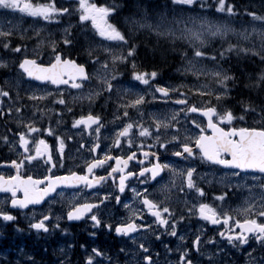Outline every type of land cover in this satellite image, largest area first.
<instances>
[{
    "label": "snow or ice",
    "instance_id": "snow-or-ice-1",
    "mask_svg": "<svg viewBox=\"0 0 264 264\" xmlns=\"http://www.w3.org/2000/svg\"><path fill=\"white\" fill-rule=\"evenodd\" d=\"M131 6L137 11L125 18V22L132 26L126 32L113 22V17L123 11L121 6L99 0H74L71 10L77 13L79 23L88 28L93 38L85 49L90 65L59 51L57 40L46 41L42 36V26L33 29L36 44L33 55L29 56L26 44L13 45V37L18 36L22 41L27 30L19 31L17 25L10 21L0 25V49L20 55L18 69L29 78L30 84L38 82L27 97L36 102L32 105L33 117L39 113L42 119L45 114L53 112L57 117L61 116L60 110L39 107V102L49 98H52L53 105H61L67 112H72L73 108L65 99L66 89L76 90V94L71 96L73 103L87 100L90 106L105 93L108 94L106 99H111L114 91L117 95L111 122L114 130L110 136H105V139H111V143L104 148H101V135L106 123L101 114H94L89 107L87 114L73 118L72 128L78 130L81 140L85 136L90 138L87 151L91 158L84 161L79 171L69 169L61 175L54 172V169L64 168L66 139L71 140L72 136L56 134L51 124L38 127L32 118L27 122L18 120V128L24 130L14 135L23 151L18 159L7 162L15 169L14 174L0 173V193L5 194L0 205L22 211L43 203L51 205L59 198L67 207V220L90 219L93 227L114 231L117 236L128 237L133 244L137 243L141 232L152 233L156 240L166 235L183 242L186 236L180 231L181 222L197 217L206 224L219 227L214 228V235L206 239L207 234L197 229L189 243H181L175 250L165 244L167 252L175 251L177 254L176 264H221L218 258L230 249L242 250L247 264H264V99L259 104L252 100L242 101L239 114L221 105L229 96L230 84L236 82L235 75L223 68L224 62L233 55L243 54L258 58L264 65V13L248 9L241 13L228 0H215L213 4L208 0H135ZM212 8H215V13L211 12ZM0 9L6 10L5 16L18 13L21 17L48 24L58 23L70 12V7L57 6V0H0ZM217 13L226 14L228 18L247 15L251 18V26L237 29L227 19L220 22L210 18ZM132 28L155 36L158 42L166 41L170 51L180 58L177 71L184 76L191 75L195 83L191 86L183 83L161 85L155 83L157 71L138 70L135 59L138 45L130 42ZM217 39L218 47L213 46ZM59 43L65 47L72 46L69 29H64ZM45 44L51 49L47 62L41 59L40 51ZM98 52L104 54V59ZM120 65L131 69L130 79H121L124 73L119 70ZM0 67L7 68V62L0 60ZM250 79L251 83L245 87L258 94L264 93V68ZM48 85L56 86V91H47ZM195 97L200 98L199 102ZM4 98L10 104L6 109ZM156 101L177 107L165 112L145 113V106ZM22 107L16 106L10 91L0 87V117L13 111L19 114ZM130 110L135 113V118L130 116ZM249 116L251 124H248ZM61 122L58 118L56 125ZM44 134L53 137L51 145ZM0 139L8 142L7 136ZM148 140L152 143H147ZM85 147L81 142L78 151ZM170 149L169 157L166 154ZM117 150L120 154H113ZM173 158H179L185 166ZM132 161H136L133 167L138 170L130 168ZM34 162H42L46 173L34 177L22 171L35 166ZM204 165L214 168L219 177L214 175L210 181L208 173L198 171V167ZM101 169L105 174L97 175V170ZM162 173L169 177L163 184ZM177 179L180 180L179 191L185 197H191L185 199L184 210L179 215L166 202L168 197L156 199L149 191L155 182L160 185L161 192H166L177 187ZM132 180L146 187L131 186ZM109 181L115 191H104L101 195L103 186ZM213 181L222 185L223 190L209 203L201 185ZM64 189L75 190L66 201ZM85 189L93 190L94 200L83 195ZM245 191L247 195H244ZM128 192H131L130 200H127ZM236 192L241 194L240 204L235 208H225L224 203L231 199L230 193ZM121 194L127 202L122 200ZM113 198L117 204L123 203L128 215L116 223H102L98 215L100 207ZM146 215L152 218L151 223L146 221ZM61 218L55 217L57 221ZM0 220L14 222L16 216L6 207H0ZM29 220V228L37 234L49 233L50 226L60 227L59 223H51V207L46 213L41 212L39 218L33 211ZM138 249L140 259L137 264H156L145 242H140ZM120 251L124 252V249ZM255 252L261 255H254ZM104 256L100 249L94 247L85 257V264H105L104 259H97ZM107 260L111 264V258ZM29 261L35 264L31 257ZM0 264L5 262L0 261Z\"/></svg>",
    "mask_w": 264,
    "mask_h": 264
},
{
    "label": "flooded vegetation",
    "instance_id": "flooded-vegetation-1",
    "mask_svg": "<svg viewBox=\"0 0 264 264\" xmlns=\"http://www.w3.org/2000/svg\"><path fill=\"white\" fill-rule=\"evenodd\" d=\"M3 9H0L2 12ZM8 18V16H5ZM26 35H24L25 37ZM16 43H23L27 45L29 56L33 55L34 44L31 39L20 40L18 36L13 37V45ZM43 55L41 59L44 61L47 59L49 54L48 49L44 47L40 50ZM82 53L85 54V61L91 64V61L87 58L86 51ZM22 58L18 54H13L11 52H5L0 49V60L7 62L8 67H0V87H3L5 90L10 91V94L14 101H16V106L22 107L21 113L17 114L13 111L11 114H6L4 117H0V137L7 136L8 142L6 143L3 139H0V173L4 175H11L15 173V169L11 168L10 164L7 162L12 159H18V155L23 150L18 146V137L14 134L17 131L24 130L22 127L18 128L17 121L24 120L27 122L29 118H32L36 121L38 127H48L50 124L53 128L56 129V134L63 137L72 136L71 140L66 139V148L64 155V168L63 169H54V172L57 175L64 174L69 169L79 171L83 167L84 161L90 159V155L87 151L88 146H90V138L85 136L81 140L80 135H78V130L72 128V121L75 116H79L82 113H67L63 106L53 105L51 99L49 98L46 101L39 102V107L41 108H55L61 111V116L57 117L55 112L45 114L41 119L40 114L37 113L35 117L32 116L33 107L32 105L36 102L28 100V94L32 91V88L36 84L32 82L31 84L25 80V76L22 75L21 71L17 67L19 59ZM47 62V61H45ZM126 66L120 65V70ZM92 70V69H91ZM20 76V78H18ZM51 86H47V90H50ZM53 90V89H51ZM67 90V89H66ZM65 90V91H66ZM56 90H53L55 92ZM75 91V90H73ZM18 94V95H17ZM65 99H66V94ZM116 98V97H115ZM115 98L109 100L108 102L101 101L98 98L95 101V110L93 113H99L103 117L106 128L102 129L101 135V148H104L105 145L111 143V139H105V136H110L111 131L114 130L113 113L116 111L115 107ZM5 99L4 108L10 106L9 101ZM105 105H100V104ZM87 114V113H83ZM49 115H51V120H49ZM135 118V115H130ZM61 119V124L56 125V120ZM116 123H119L117 121ZM11 129V131H9ZM44 138L47 139L49 144L53 143V137L47 136L44 134ZM85 143L86 147L84 149H79L80 143ZM147 143H152L151 140H148ZM125 149L127 145L124 146ZM136 151L135 148L132 149ZM154 150V149H153ZM99 151V149H98ZM171 149L166 154L171 156ZM113 154H120L117 150ZM175 159L181 166H185V162L180 161L179 158ZM114 163V162H110ZM147 163V161L145 162ZM198 163V162H197ZM136 164V161L130 162V168L133 171L138 170L137 167H133ZM35 166H29L23 169L22 171L27 174H31L34 177L43 175L46 173V169L43 167V163L36 164ZM79 166V167H77ZM198 171L200 173H208V179L213 180V176L219 177V173L216 172L214 168H209L208 166H199ZM97 175H104V171L97 170ZM164 176L165 183L168 181L169 177L166 173H162ZM180 180H176L177 187H172L166 192L160 191V185H157L155 182L152 183V186L149 188V191L153 193V197L156 199L165 200L171 205L172 208L176 210V213L179 215L184 210V201L185 199H191V197H185L184 193L179 191ZM131 186L135 187H146V185H139L137 181L132 180ZM205 188L207 202L212 203L213 197L219 195L220 191L223 190L222 185L213 181L212 183H203L201 185ZM100 187V186H98ZM66 201L72 196L74 189H64ZM92 191L90 189H85L83 195L91 197ZM104 191H115L111 186V181L103 186L101 195ZM10 195V194H9ZM122 195V200H125L124 194ZM244 195H247L245 191ZM231 199L226 200L224 207L235 208L241 202V194L239 192L230 193ZM131 192L127 193V200H130ZM5 199V194L0 193V200ZM125 200V202H127ZM219 203V202H217ZM138 206V205H136ZM0 207H6V210L12 211V214L16 216L14 222H4L0 220V261L5 262V264H31L29 257L35 261V264H60L61 261L64 264H85V257L91 253L92 248L100 249L105 256L97 259H104L105 264H108L107 258H111V264H137V261L140 259V251L138 249V244L140 242H145L153 254V259L156 260V264H176L177 254L175 251L167 252L164 245L167 244L168 247L175 248L177 245L184 243H189V240L192 238V233L196 232L197 229H202L207 236L211 237L214 235V228L219 226H213L206 224V222L199 220L197 217H192L191 219H186L181 222L180 231L183 232L186 236L185 241L181 242L176 237L162 236L161 240H156L155 236L152 233L141 232L137 236V243L133 242L128 237L117 236L114 231H109L104 227H93V222L90 219L82 218L80 220L69 221L66 219L67 207L65 202L57 198V201L51 205L48 203H43V205H37L35 207L29 206L28 209L22 211L10 209V207L0 205ZM51 207V213L53 216L52 224L59 223V228H51L49 233H39L35 230L29 228V215L34 211L37 218L41 212H47L48 208ZM98 215L100 216L102 223H116L120 221L123 217L128 215V211L123 207V203L117 204L115 199H111L106 202V205H101ZM56 216L62 217L59 221L55 219ZM147 222L151 223L152 218L145 216ZM156 226L153 225V228ZM21 229V231H17ZM83 245V247H81ZM124 249V252H121V249ZM251 250V249H249ZM158 254V256H157ZM254 255H261L259 252H255ZM221 261V264H247V257L245 256L242 250L230 249L226 251V254L218 258ZM142 264V262H141Z\"/></svg>",
    "mask_w": 264,
    "mask_h": 264
},
{
    "label": "trees",
    "instance_id": "trees-1",
    "mask_svg": "<svg viewBox=\"0 0 264 264\" xmlns=\"http://www.w3.org/2000/svg\"><path fill=\"white\" fill-rule=\"evenodd\" d=\"M99 2L108 4L115 3L121 6L123 11L119 15L113 17V22L117 23L124 31H129L132 26L129 24H126L127 26H125L122 18L129 17L132 13L137 11L135 7L131 6L135 0H99ZM208 2L213 4L215 3V0H208ZM228 2L233 3L241 13L244 9L256 11L257 13H264V0H228ZM72 5H74V0H57V6L70 7L71 9ZM214 10V8L211 9V11ZM75 17V12H73L71 16L64 15L58 23L53 22L50 24L48 28L54 30L50 40L55 39L58 41L59 51L73 59H77L78 62L84 63L85 54L82 52L85 51V49L88 48L89 43H91L92 34L88 28L81 26ZM228 19L233 25H239L247 23L251 18L247 15L240 14ZM70 23L72 24L70 25ZM61 26L68 27L72 34L73 44L71 47H65L62 43H59L61 40ZM44 33L45 32L43 31L42 35H44ZM130 42H134L138 45L137 54L135 56L138 70L147 72L155 70L158 72V77L160 79H170L177 84L183 83L191 86L195 83V79L191 75L184 76L177 71V68L180 67L181 64L180 58L178 55L170 51V45L166 41L160 40L158 42L155 36L143 31L137 32L132 28ZM218 45L219 40L217 39L213 46L218 47ZM48 50L51 52L50 48H48ZM223 68L234 74L236 77L235 84H230L231 91L229 96L221 102L223 107H229L236 114H239L242 101L252 100L259 104L261 100L264 99V93L258 94L254 90L245 87L246 84L251 83L250 78L254 77L261 68H264V65L259 62L258 58L246 57L243 54L240 56L233 55L228 62L223 63ZM213 103H216V101L213 100ZM76 107V105L72 107L73 112ZM251 123L252 118L249 116L248 124ZM237 126L242 125L238 124Z\"/></svg>",
    "mask_w": 264,
    "mask_h": 264
},
{
    "label": "rangeland",
    "instance_id": "rangeland-1",
    "mask_svg": "<svg viewBox=\"0 0 264 264\" xmlns=\"http://www.w3.org/2000/svg\"><path fill=\"white\" fill-rule=\"evenodd\" d=\"M70 1V0H69ZM215 9V8H214ZM6 10H2V12H0V17H1V20H0V25H3V24H6L7 22H11L12 24H15V25H17V28H18V30L19 31H23V30H27L25 33H27L28 31H31L32 33H33V29L34 28H36V27H43V29L44 30H46L47 29V32L45 33V36L47 37V38H51V36H52V34H53V32H54V30H50L49 28H48V26L50 25V24H48L47 22H44V21H39V22H37V21H34L32 18H29V17H21L20 16V14H14V15H11L9 18H5V15H3V13L5 12ZM74 12V11H73ZM73 12L71 11V9H70V12H69V14H66V15H68V16H71L72 14H73ZM212 13H215V10L214 11H211ZM75 15L76 16H78L77 15V13H75ZM210 18H212V19H215V20H218V21H220V22H224L225 21V19H227L228 20V22L233 26V27H235V28H237V29H240V28H242V27H250L251 26V19L247 22V23H242V24H239V25H233V23L228 19V17H226V14H219V13H217L214 17H210ZM64 27V26H63ZM62 26H61V37H62V35H63V28ZM25 28V29H24ZM24 33V34H25ZM26 37H30V35H26ZM98 38V40H99V37H97ZM90 44V43H89ZM89 47V46H88ZM102 59H104V58H102ZM122 78V77H121ZM95 83V81H93V84ZM174 85H178L177 83H174ZM143 86H141V88H142ZM47 91H49V92H53V90H47ZM64 94H66V96H67V98H71V96L72 95H75L76 94V90L75 91H72V90H67V91H65V93ZM114 96L116 97V94H114ZM116 99H117V97L115 98V100L114 101H116ZM148 99H150V97L148 98ZM200 100V98H197V102ZM148 105H150V104H148ZM175 107H177V106H175V105H172V104H168V105H163L162 106V109H156V110H153L152 112H156V111H159V112H165V111H170L171 109H173V108H175ZM144 111H145V113H147L148 111H147V105L145 106V108H144ZM130 115H135V113H133L132 111H130ZM148 119V117H147V115L145 116V120H147Z\"/></svg>",
    "mask_w": 264,
    "mask_h": 264
},
{
    "label": "bare ground",
    "instance_id": "bare-ground-1",
    "mask_svg": "<svg viewBox=\"0 0 264 264\" xmlns=\"http://www.w3.org/2000/svg\"><path fill=\"white\" fill-rule=\"evenodd\" d=\"M125 18H126V17H123L122 20H123V23L125 24V26H127V25H126L127 23L125 22ZM0 20H1V17H0ZM129 25H130V24H129ZM130 26H131V25H130ZM128 27H129V26H128ZM129 28H130V27H129ZM97 54L100 55L101 58H104V54H103L102 52H98ZM41 55H43L42 52H41ZM123 69H124V68H123ZM126 69H127L128 72L130 71L129 68H126ZM119 70H120V68H119ZM121 70H122V69H121Z\"/></svg>",
    "mask_w": 264,
    "mask_h": 264
},
{
    "label": "water",
    "instance_id": "water-1",
    "mask_svg": "<svg viewBox=\"0 0 264 264\" xmlns=\"http://www.w3.org/2000/svg\"><path fill=\"white\" fill-rule=\"evenodd\" d=\"M27 79L29 80V78L27 77ZM56 87V86H55Z\"/></svg>",
    "mask_w": 264,
    "mask_h": 264
}]
</instances>
